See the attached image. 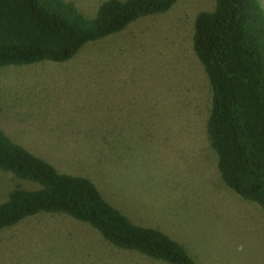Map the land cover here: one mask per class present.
<instances>
[{"label":"rangeland","instance_id":"obj_1","mask_svg":"<svg viewBox=\"0 0 264 264\" xmlns=\"http://www.w3.org/2000/svg\"><path fill=\"white\" fill-rule=\"evenodd\" d=\"M93 17L104 0H68ZM264 6V0H261ZM214 0H175L64 62L0 67V128L59 172L90 179L194 264H264V209L222 181L206 134L211 92L192 37ZM16 186L0 170V202ZM0 264H169L119 249L89 224L39 212L0 230Z\"/></svg>","mask_w":264,"mask_h":264},{"label":"trees","instance_id":"obj_2","mask_svg":"<svg viewBox=\"0 0 264 264\" xmlns=\"http://www.w3.org/2000/svg\"><path fill=\"white\" fill-rule=\"evenodd\" d=\"M175 0H104L93 17L68 0H0V67L64 62L82 46ZM194 19V53L207 75L209 144L223 183L264 209V6L261 0H214ZM0 170L36 188L16 186L0 202V230L39 212L89 224L113 246L169 264H194L166 232L133 222L87 177L59 172L0 128Z\"/></svg>","mask_w":264,"mask_h":264}]
</instances>
